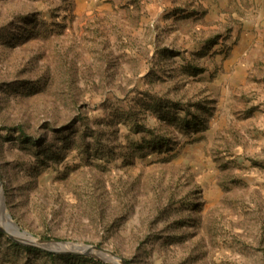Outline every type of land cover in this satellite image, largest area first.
I'll return each instance as SVG.
<instances>
[{
  "label": "rangeland",
  "instance_id": "1",
  "mask_svg": "<svg viewBox=\"0 0 264 264\" xmlns=\"http://www.w3.org/2000/svg\"><path fill=\"white\" fill-rule=\"evenodd\" d=\"M4 216L125 264H264V0H0V264H117Z\"/></svg>",
  "mask_w": 264,
  "mask_h": 264
},
{
  "label": "water",
  "instance_id": "2",
  "mask_svg": "<svg viewBox=\"0 0 264 264\" xmlns=\"http://www.w3.org/2000/svg\"><path fill=\"white\" fill-rule=\"evenodd\" d=\"M7 219H9V217H7ZM22 234H24V233H22ZM29 238L31 240L30 242L37 243V244L41 245V246H37V248L41 251L54 252V253H64V252H69V251H77V252L84 254V255H90V254L97 253L103 257L110 258L111 260L115 261L117 264H125L119 257H117L111 253L97 249L96 247L83 246L80 244H68V243L56 244L55 242H40V241H36V240L32 239L31 237H29ZM49 244L54 245L55 249H50V248L45 247V245H49Z\"/></svg>",
  "mask_w": 264,
  "mask_h": 264
},
{
  "label": "bare ground",
  "instance_id": "3",
  "mask_svg": "<svg viewBox=\"0 0 264 264\" xmlns=\"http://www.w3.org/2000/svg\"><path fill=\"white\" fill-rule=\"evenodd\" d=\"M4 220H5L6 224L9 225L10 228H11L12 230H14V232H15L20 238H25V239H27L28 241H31L29 237L27 238L24 234H22V233H18L17 228L12 224V222L10 221V219H7V217L4 216ZM47 247L50 248V249H55V246H54V245H50V246H47Z\"/></svg>",
  "mask_w": 264,
  "mask_h": 264
}]
</instances>
